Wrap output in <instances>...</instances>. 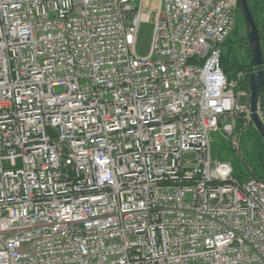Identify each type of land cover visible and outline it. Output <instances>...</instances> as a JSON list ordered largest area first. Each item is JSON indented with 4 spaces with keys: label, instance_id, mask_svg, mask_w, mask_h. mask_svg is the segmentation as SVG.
<instances>
[{
    "label": "built area",
    "instance_id": "obj_1",
    "mask_svg": "<svg viewBox=\"0 0 264 264\" xmlns=\"http://www.w3.org/2000/svg\"><path fill=\"white\" fill-rule=\"evenodd\" d=\"M159 1L139 56L145 0H0V264H264V181L212 148L238 0Z\"/></svg>",
    "mask_w": 264,
    "mask_h": 264
},
{
    "label": "rangeland",
    "instance_id": "obj_2",
    "mask_svg": "<svg viewBox=\"0 0 264 264\" xmlns=\"http://www.w3.org/2000/svg\"><path fill=\"white\" fill-rule=\"evenodd\" d=\"M160 1L159 0H145L143 12L145 14H149L150 19L141 24L139 39L137 45V53L139 56H147L151 50L152 36H153V27L157 14V10L159 8ZM259 28V27H258ZM260 36L262 39V30L259 28ZM262 41V46L264 47V35ZM250 44L248 41V31L246 27V23L242 13H238L236 27L231 35V44L230 46H226L224 48L225 53L229 56V58L238 57L244 58L246 61L249 60L250 54ZM252 61V54L251 60ZM244 72H237L236 75L232 79H240L243 77ZM240 93H245L244 96L239 95L237 100V114L233 118L234 122V136L233 138H229L224 136L221 133L212 134V148L214 151V155L218 156L222 160L230 161L235 168H239L241 170L244 169L243 161L244 159V146L245 149L250 151L252 148V144L249 141H245L243 145L242 137L250 127V124H253L251 118L245 114L246 107L249 106V91H239ZM250 107V106H249ZM260 114L262 115V111L260 108ZM242 117L243 121L237 122L239 117ZM263 117V116H262ZM264 119V118H263ZM254 126V125H253ZM236 127V129H235ZM240 129L238 130L237 128Z\"/></svg>",
    "mask_w": 264,
    "mask_h": 264
},
{
    "label": "trees",
    "instance_id": "obj_3",
    "mask_svg": "<svg viewBox=\"0 0 264 264\" xmlns=\"http://www.w3.org/2000/svg\"><path fill=\"white\" fill-rule=\"evenodd\" d=\"M251 11L253 13L254 19L257 23V26L262 30V39L264 35V0H248ZM241 13V10H239ZM261 37V36H260ZM261 39V40H262ZM231 37L225 42L224 48L226 46H230ZM223 48L222 54V66L226 74L230 79H232L237 72H244V78L239 84L238 91H249V78L250 72L248 68H251V54H249V60H245L244 58L233 57L229 58V56L225 53ZM251 51V48H250ZM262 116L264 118V105H261ZM243 121L240 116L237 122ZM236 129V127H235ZM238 130L240 129L237 128ZM243 145L245 141H249L252 144V148L250 151L243 148L244 150V159L243 165L244 169L241 170L239 168H235V176L239 180H245L248 177H254L257 180L264 181V138L258 132V130L250 124V127L242 137Z\"/></svg>",
    "mask_w": 264,
    "mask_h": 264
},
{
    "label": "water",
    "instance_id": "obj_4",
    "mask_svg": "<svg viewBox=\"0 0 264 264\" xmlns=\"http://www.w3.org/2000/svg\"><path fill=\"white\" fill-rule=\"evenodd\" d=\"M238 6L244 17L248 41L252 49L251 65L257 70L250 75L249 106L251 121L264 138V119L260 114L261 105H264V53L257 23L254 19L248 0H238Z\"/></svg>",
    "mask_w": 264,
    "mask_h": 264
},
{
    "label": "flooded vegetation",
    "instance_id": "obj_5",
    "mask_svg": "<svg viewBox=\"0 0 264 264\" xmlns=\"http://www.w3.org/2000/svg\"><path fill=\"white\" fill-rule=\"evenodd\" d=\"M262 48H263V53H264V47L262 46ZM251 52H252V49H251ZM262 70L264 71V66H263ZM248 71L250 72V75H251L252 73H255L257 70L251 65V68H248ZM249 89H250V78H249ZM263 96H264V93H263Z\"/></svg>",
    "mask_w": 264,
    "mask_h": 264
}]
</instances>
